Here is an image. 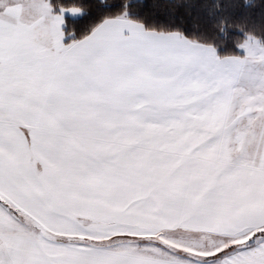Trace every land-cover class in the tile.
<instances>
[{
    "label": "snow or ice",
    "instance_id": "1",
    "mask_svg": "<svg viewBox=\"0 0 264 264\" xmlns=\"http://www.w3.org/2000/svg\"><path fill=\"white\" fill-rule=\"evenodd\" d=\"M0 264H264V0H0Z\"/></svg>",
    "mask_w": 264,
    "mask_h": 264
}]
</instances>
